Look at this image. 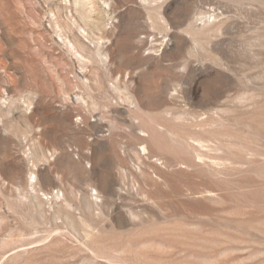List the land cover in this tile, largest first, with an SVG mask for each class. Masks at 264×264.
I'll list each match as a JSON object with an SVG mask.
<instances>
[{"label": "rangeland", "instance_id": "rangeland-1", "mask_svg": "<svg viewBox=\"0 0 264 264\" xmlns=\"http://www.w3.org/2000/svg\"><path fill=\"white\" fill-rule=\"evenodd\" d=\"M0 264H264V0H0Z\"/></svg>", "mask_w": 264, "mask_h": 264}]
</instances>
